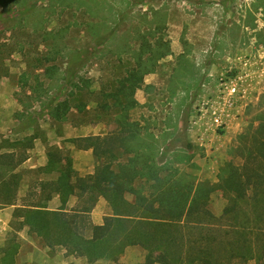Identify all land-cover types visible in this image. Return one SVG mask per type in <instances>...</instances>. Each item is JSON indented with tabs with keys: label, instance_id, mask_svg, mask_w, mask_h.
<instances>
[{
	"label": "rangeland",
	"instance_id": "rangeland-1",
	"mask_svg": "<svg viewBox=\"0 0 264 264\" xmlns=\"http://www.w3.org/2000/svg\"><path fill=\"white\" fill-rule=\"evenodd\" d=\"M33 2L37 9L30 10L24 21L0 18V76L8 70L0 78V153L16 150L27 156L15 170L18 203L34 197L39 180L55 175L43 170L52 149L59 151L77 176L95 168L97 158L81 149L76 137L113 130L115 111L103 110L99 103L136 65L144 40L150 51L147 47L143 58L153 56L155 63L135 93L139 105L130 110L131 118L143 126L141 141L155 143L159 150L165 146L167 164L196 179L218 181L226 173L235 138L247 124L256 96L264 91V74L258 76L264 66V0H86L80 9L56 13L47 0ZM63 26L67 27L57 32ZM50 30L64 38L66 49L46 62L42 58L50 53L44 43L50 41L42 40V32ZM100 35L105 36L102 45L96 41ZM159 54L163 57L156 59ZM72 56L75 61L68 58ZM51 65H55L54 73L44 74ZM68 66L89 83L80 82L74 96L66 79ZM238 73L250 74L255 86L249 87L242 102L239 131L217 150L198 132L193 140L185 129L193 127L198 107L215 96L222 76ZM63 100L71 105L82 101L86 108L82 113L72 108L63 119H55L50 110ZM208 160L213 164L203 165ZM97 199L89 215L91 223L113 213L106 197ZM124 199L131 202L133 196L126 194ZM76 204L73 199L65 208ZM226 204L223 191L211 193L209 208L216 216ZM58 207V197L47 203V208ZM11 221L12 229L4 237H16L21 243L16 264H89L81 252L46 249L39 236L26 229L16 232L18 224ZM219 223L228 230L234 227L224 219ZM239 223L242 228L244 223ZM263 242L257 243L264 247ZM145 254L142 247L132 246L118 260L90 264H142ZM232 262L264 264V259Z\"/></svg>",
	"mask_w": 264,
	"mask_h": 264
},
{
	"label": "trees",
	"instance_id": "trees-1",
	"mask_svg": "<svg viewBox=\"0 0 264 264\" xmlns=\"http://www.w3.org/2000/svg\"><path fill=\"white\" fill-rule=\"evenodd\" d=\"M33 1L0 0V17L5 21H24L30 10L37 9ZM47 1L56 13L80 9L86 0ZM57 32H42V40L50 41L44 43L50 53L46 59L42 58L46 62L63 55L61 49L65 52L64 38ZM104 38L96 36L97 43L102 45ZM147 47L150 51L144 40L137 52L136 65L128 68L117 88L99 103L101 109L115 111V130L104 137L78 140L83 148H91L99 161L95 171L77 176L69 162L63 163L59 151L52 149L43 170L55 175L39 180L34 197L18 203L19 177L15 170L27 156L16 150L2 152L0 204L16 205L12 220H16L17 229L28 227L29 233L39 236L49 247L58 245L67 251L81 252L89 264L118 260L128 246L145 250L142 264H232L235 258L245 262L263 260L264 247L257 242L264 241V92L249 110L250 118L235 138L226 173L215 182L196 179L174 164H167L165 147L159 150L155 143L142 142L143 126L131 118L130 110L139 105L134 94L155 63L153 56L143 58ZM68 58L75 61L73 56ZM55 69V65L47 66L44 74L54 73ZM68 74L66 79L73 88L71 95H76L81 83L88 86L87 80L73 68ZM72 108L82 113L86 104L77 101L71 105L63 100L54 105L50 115L60 120ZM217 190L227 195L220 216L209 208L210 195ZM126 194L133 196L131 202L124 199ZM99 195L106 197L113 213L104 216L101 224H93L89 215ZM54 196L59 197L60 207L51 210L47 203ZM72 196L78 204L66 209ZM222 219L235 228L225 229L219 223ZM239 222L244 223L242 228L236 225ZM18 249L16 237L9 238L1 248L0 264H15Z\"/></svg>",
	"mask_w": 264,
	"mask_h": 264
},
{
	"label": "crops",
	"instance_id": "crops-1",
	"mask_svg": "<svg viewBox=\"0 0 264 264\" xmlns=\"http://www.w3.org/2000/svg\"><path fill=\"white\" fill-rule=\"evenodd\" d=\"M1 12H2V8H1V6H0V15H1ZM1 18V17H0ZM167 55V54H166ZM163 57V56H162ZM162 57H160V58H162ZM6 72H5V75H3V74H1V76H0V78L1 77H3V76H7V73H8V70H5ZM261 74H264V66L262 67V70H261V72H260V74H258V76H260ZM262 76V75H261ZM143 79H144V77H143ZM263 82H264V75H263ZM1 80H2V78H1ZM254 80H252V78L250 77V74H248L247 75V77H245V79H244V81H243V83H241L242 84V86H241V89H242V91H243V97H242V99L236 104V106L234 107V108H232V109H229V113H228V116H227V118L225 119V122H226V125H225V128H224V131L222 132V133H220V134H217L216 135V132H213L212 130H210V129H207L205 126H196V127H192V128H187V129H185L186 130V133L189 135H191V137H192V139L193 140H195V138H196V135H198V133H200L201 135H202V138L204 139V138H206V139H210L211 140V143L209 144V145H212V146H214V150H217V149H221V147H223L222 145L225 143V141L228 139V140H230L231 138H232V136L233 135H235L236 134V132L237 131H239V126H240V123H239V121L241 120V111H242V109H243V104H244V99L246 98L247 99V97H248V94H249V87H251V86H253V87H255L254 86V82H253ZM253 89V88H252ZM137 90H139V89H137ZM136 90V91H137ZM264 91H262L259 95H258V97L256 96V98H257V101H258V99H259V97H260V95L263 93ZM136 93V92H135ZM134 98H135V94H134ZM136 99V98H135ZM137 100V99H136ZM138 101V100H137ZM256 101V102H257ZM242 102H243V104H242ZM193 119H194V117H192ZM238 124H239V126H238ZM191 125H193L192 124V121H191ZM237 126V127H236ZM115 128L116 127H114L113 128V130H111V132H113L114 130H115ZM111 132H108V133H104V134H87V133H83V134H81V135H79L78 137H76V138H84V137H87V136H96V135H99V136H102V137H104V136H107V135H109V133H111ZM198 132V133H197ZM80 145V144H79ZM192 145H194V144H192ZM165 146H163V147H161L160 148V150H163V148H164ZM80 148L81 149H83V150H85V151H87V152H92V149L91 148H83L81 145H80ZM6 152V151H5ZM93 153V152H92ZM215 153V152H214ZM217 153V152H216ZM27 159V158H26ZM25 161V160H24ZM62 161H63V159H62ZM98 161V160H97ZM209 162V163H208ZM208 162H203V165H205V166H211L212 164H213V162L211 161V160H208ZM47 163V162H46ZM46 163L44 164V166L46 165ZM64 163V162H63ZM98 163H99V161H98ZM97 163V164H98ZM96 166L97 165H95V168H96ZM95 168L93 167L92 169H89L88 171H86L84 174H81L80 176H85V175H88V174H92L94 171H95ZM199 180H201L202 178H198ZM213 182H215V181H213ZM17 193H18V190H17ZM56 197H58V196H54L53 198H56ZM52 198V199H53ZM59 198V197H58ZM73 199L75 200V201H77V198L76 197H71L70 199H69V201H73ZM98 200V199H97ZM68 201V202H69ZM98 201H96V203H97ZM96 203H95V205H96ZM95 205L93 206V208L95 207ZM15 208H16V205H7V206H4V205H1L0 204V251H1V248L6 244V242H7V238H5L4 236H5V234H8L9 233V231L12 229V218H13V212H14V210H15ZM92 208V209H93ZM48 209H51V210H54V209H57V208H48ZM92 209H91V211H92ZM91 213V212H90ZM111 215V214H110ZM104 218V217H103ZM103 218H100V219H98V220H96V221H94L93 222V224H101L102 223V221H103ZM24 229H26V231L27 232H29V230H28V227H26V226H22L21 228H19V229H16V232L17 231H19V230H24ZM32 234H34V233H32ZM35 235V234H34ZM37 236V235H36ZM38 237V236H37ZM41 239V238H40ZM42 240V239H41ZM43 241V240H42ZM43 245H44V247L46 248V249H48V250H52V249H55V248H57V247H59V248H61V249H64L65 251H66V249L65 248H63V247H61V246H58V245H56V246H54L53 248L52 247H49L48 245H46L45 243H44V241H43ZM132 246H128L126 249H125V251L128 249V248H131ZM20 248H21V243L19 242V249H18V252L20 251ZM17 252V253H18ZM16 253V255H15V264H16V256L18 255ZM156 264H158V263H156Z\"/></svg>",
	"mask_w": 264,
	"mask_h": 264
},
{
	"label": "built area",
	"instance_id": "built-area-1",
	"mask_svg": "<svg viewBox=\"0 0 264 264\" xmlns=\"http://www.w3.org/2000/svg\"><path fill=\"white\" fill-rule=\"evenodd\" d=\"M247 73H238L234 76H222L219 80L217 93L210 100H205L198 107L193 126H205L213 132H222L225 128V119L229 109H232L242 99L241 86Z\"/></svg>",
	"mask_w": 264,
	"mask_h": 264
}]
</instances>
